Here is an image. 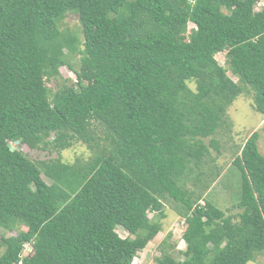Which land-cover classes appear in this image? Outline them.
Masks as SVG:
<instances>
[{"label": "trees", "instance_id": "16d2710c", "mask_svg": "<svg viewBox=\"0 0 264 264\" xmlns=\"http://www.w3.org/2000/svg\"><path fill=\"white\" fill-rule=\"evenodd\" d=\"M260 1L0 0V228L15 230L0 236V264H132L161 231L166 202L183 218L185 248L175 258L168 233L154 264L264 253L257 131L232 160L238 212L205 197L227 108L249 93L264 117ZM67 14L77 31L61 27ZM63 66L75 78L57 82ZM15 141L57 157L33 161ZM75 142L90 156L62 161Z\"/></svg>", "mask_w": 264, "mask_h": 264}, {"label": "rangeland", "instance_id": "374dc122", "mask_svg": "<svg viewBox=\"0 0 264 264\" xmlns=\"http://www.w3.org/2000/svg\"><path fill=\"white\" fill-rule=\"evenodd\" d=\"M264 6V0H261L256 4L255 10H259ZM61 27H67L70 29L78 30V20L74 15L67 14L61 22ZM193 27L191 23H188L187 28ZM215 58L220 64H224V53H218ZM74 62L75 60H71ZM226 67V65H225ZM61 78L57 82H62V79L70 78L74 79V73L66 66L59 69ZM231 78L236 79L230 72H227ZM48 86L53 89L57 87V83L52 80L48 81ZM193 84H191V87ZM227 119L230 126L217 131L215 137L219 141V151L211 150L212 157L215 161L211 162L218 168L219 176L210 184V187L206 191V198H209L218 208L223 209L227 214H236L239 209L236 205L241 197V176L236 167L232 166V160L236 155L240 154V150L245 143L246 139L254 132H258V150L264 155V117L262 114L255 111L252 107V96L248 94H241L236 97L226 111ZM207 141V139L205 140ZM12 147H19V149L26 154L33 161L45 160L49 158L57 157V152L42 150L37 148H30L27 145H19L18 143H11ZM91 152L81 142H75L67 149L60 152L61 160L64 162L72 163L77 158L85 159L90 156ZM189 186V185H188ZM192 187V186H189ZM203 200H201V203ZM177 204L166 202L164 210L166 217L161 220V231L154 237L153 240L147 243V245L137 253L133 258L132 264H154L155 257L158 256L160 246L163 248H169L165 246L162 239H165L168 233L170 237L167 238V243L172 246V255L177 259H182V255L179 251L185 248V243L181 239V234L184 229L183 218L180 217L176 208ZM176 208V209H175ZM152 214L149 213V216ZM237 219V217H235ZM20 229H25L24 226H20ZM118 234L121 237H125L127 232L121 228L117 229ZM14 231H6L0 228L1 235H14ZM31 248L26 245L24 254H28ZM246 264H264V253L256 255L254 261H248Z\"/></svg>", "mask_w": 264, "mask_h": 264}, {"label": "water", "instance_id": "95a60500", "mask_svg": "<svg viewBox=\"0 0 264 264\" xmlns=\"http://www.w3.org/2000/svg\"><path fill=\"white\" fill-rule=\"evenodd\" d=\"M18 141H15V143H17Z\"/></svg>", "mask_w": 264, "mask_h": 264}]
</instances>
